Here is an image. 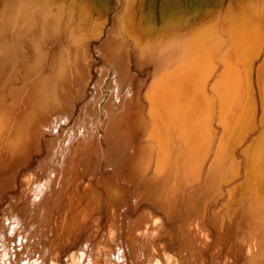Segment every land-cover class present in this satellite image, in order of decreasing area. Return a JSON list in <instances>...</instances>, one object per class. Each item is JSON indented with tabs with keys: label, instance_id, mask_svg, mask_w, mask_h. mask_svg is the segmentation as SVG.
<instances>
[{
	"label": "bare ground",
	"instance_id": "6f19581e",
	"mask_svg": "<svg viewBox=\"0 0 264 264\" xmlns=\"http://www.w3.org/2000/svg\"><path fill=\"white\" fill-rule=\"evenodd\" d=\"M107 1L0 0V192L8 164L3 156L24 150L32 130L31 121L45 114L42 109L47 108L54 116L55 127L50 134H55L61 123V99H67L64 104L68 105L67 119H70L76 98L84 95L92 79V66L96 76L91 96L77 121L62 130L58 138L60 148L62 138L74 141L82 133L85 109L99 107L100 103H109L111 109L124 104L137 107L138 117L131 114L134 109L129 107L120 119L122 130L136 134L139 132L136 125H147V116L158 124L160 113H167L168 107L203 105L209 101L206 111L213 117V123L201 139L203 145L197 139L195 146L188 145L186 134L194 129L188 123L182 129L181 143H173L175 150L161 151L158 147L160 159L173 164L179 157H185L182 155L185 150L191 156L204 155L232 96L242 95V99L247 100L245 104L250 103L251 112L244 116L248 127L244 130L237 127L230 134L231 138L254 132L257 100L254 92L261 110L259 123L264 124V0H240L238 7L232 5V0H217L213 6L206 4V0H190L192 4H188L187 11L183 0H169L164 18L158 12L153 13L158 0H113L112 5ZM92 51L99 58L97 66L90 64L94 57ZM133 65L137 71L151 68V79L137 77L131 71ZM15 80L18 84H14ZM141 84L145 85L141 96L148 104L147 109L138 100ZM119 95L125 98L120 99ZM245 104L242 102L241 107ZM194 111L197 112V108ZM15 115L19 116L14 121ZM13 128L17 131L13 132ZM8 132L14 134L3 143L1 136ZM226 136L228 130H225ZM36 138L42 141L43 137L36 135ZM51 140L44 142L48 145ZM181 144L186 147L179 150ZM221 157V164L235 178L239 167L233 154L222 152ZM25 166L12 172L11 191L0 194L2 203L6 194L21 186L27 206L14 213L12 225L23 229L39 217L38 222L47 223L49 232L55 222L53 207L55 212L64 215L63 205L72 197L79 204L83 203L81 208L85 207V186L74 193L66 185L71 177L78 181L85 177L84 168L79 173L71 171L64 175L50 168L41 174L32 168L21 174ZM259 175L263 180L261 169ZM262 183L260 180L261 186ZM239 196L237 193L234 197ZM87 197L86 201L98 209L99 191L90 190ZM243 208V215L248 216ZM98 217L92 218L90 230L96 231ZM6 228V223L0 225V232ZM255 228L256 224L250 219L244 223V229ZM192 230L188 226L189 236ZM250 233L244 235V241L233 240V252L238 253L242 246L245 252L240 256L233 254L231 264H251L256 260L264 264V242L255 241ZM66 262L81 264V252L69 253ZM52 263L58 264L56 257L52 258Z\"/></svg>",
	"mask_w": 264,
	"mask_h": 264
},
{
	"label": "rangeland",
	"instance_id": "374dc122",
	"mask_svg": "<svg viewBox=\"0 0 264 264\" xmlns=\"http://www.w3.org/2000/svg\"><path fill=\"white\" fill-rule=\"evenodd\" d=\"M91 54L94 57L90 64H100L96 53L92 51ZM131 71L148 80L153 72L149 67L137 71L134 65ZM95 76L92 66V79L84 95L76 98L69 120V108L64 104L67 99H61L63 113H59L61 123L55 134H50L55 127L54 116L47 108L42 109L44 115L32 119V130L24 150L3 156L8 164L0 192L11 191L12 172L19 166L27 165L21 174L31 168L41 174L50 168L64 175L71 171L79 173L84 168L85 177L79 181L71 177L66 185L74 193L85 186V207L81 208L83 203L79 204L72 197L63 205L64 215L55 212L54 207L51 209L55 222L49 232L47 223L38 222L39 217L22 229L11 222L14 213L27 206L21 186L6 194L0 203V225L7 224L0 232V264H53L54 257L58 264H67L66 256L75 251L81 252V264H231L233 254L240 256L245 252L242 246L234 253L233 240L244 241V235L251 232L252 239L264 242V124L259 123L261 110L255 92L254 132L231 138L237 127L241 130L248 127V119L244 116L251 112L250 103L245 104L247 100L242 99V95L232 96L204 155L191 156L185 150L182 153L185 157H179L175 164L161 160L158 147L161 151L175 150L173 143H181L182 129L188 123L194 128L186 134L188 145L195 146V139L203 145L201 139L213 123V117L206 111L209 101L203 105L190 103L168 107L167 113H160L158 124L147 116V125L137 124L139 132L136 134L122 130L120 125L121 115L128 112L129 107L134 109L131 114L138 117L133 104L114 109L109 103H100L94 108L89 106L85 109L82 133L74 141L62 138L60 148L58 138L64 128L72 126L79 118L91 96ZM144 90L145 85L141 84L138 89L141 99L138 100L147 109L148 104L141 96ZM196 108L199 113L194 111ZM18 116H14V121ZM225 130H228L226 137ZM12 131L17 130L13 128ZM13 132L3 134L2 142H7ZM36 135L43 137L42 141H38ZM45 139L53 140L46 145ZM185 147L181 144L179 150ZM222 152H231L236 159L239 171L235 178L221 164ZM90 190L100 193L98 209L86 201ZM237 193L241 196L235 198ZM9 196L14 198L8 199ZM242 208L249 217L243 215ZM88 215L89 220L86 219ZM96 216H99L97 229L90 230L92 218ZM248 219L256 224L255 229H244ZM188 226L193 229L191 236L187 233ZM202 232H206L207 237ZM251 264L259 263L256 260Z\"/></svg>",
	"mask_w": 264,
	"mask_h": 264
},
{
	"label": "water",
	"instance_id": "95a60500",
	"mask_svg": "<svg viewBox=\"0 0 264 264\" xmlns=\"http://www.w3.org/2000/svg\"><path fill=\"white\" fill-rule=\"evenodd\" d=\"M81 1V3L83 2V0H79ZM110 1L111 5L113 4V0H108ZM107 1V2H108ZM184 1V9L185 11L188 10V4H192V2H190V0H183ZM240 2V0H232V5H234V7H238V3ZM215 3H217V0H206V4H209L211 6H213ZM170 5V2L169 0H158L157 4L155 5V8H154V12H158L159 15L164 18L166 15V9H167V6ZM205 5V4H204ZM111 8V7H110ZM196 19H194L193 21H195Z\"/></svg>",
	"mask_w": 264,
	"mask_h": 264
}]
</instances>
